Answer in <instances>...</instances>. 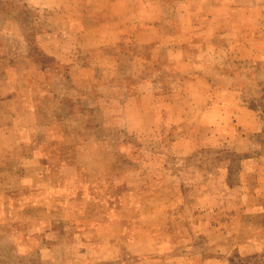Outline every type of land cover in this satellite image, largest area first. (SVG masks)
I'll use <instances>...</instances> for the list:
<instances>
[{"label": "rangeland", "instance_id": "obj_1", "mask_svg": "<svg viewBox=\"0 0 264 264\" xmlns=\"http://www.w3.org/2000/svg\"><path fill=\"white\" fill-rule=\"evenodd\" d=\"M0 264H264V0H0Z\"/></svg>", "mask_w": 264, "mask_h": 264}, {"label": "crops", "instance_id": "obj_2", "mask_svg": "<svg viewBox=\"0 0 264 264\" xmlns=\"http://www.w3.org/2000/svg\"><path fill=\"white\" fill-rule=\"evenodd\" d=\"M257 253H262V252H257Z\"/></svg>", "mask_w": 264, "mask_h": 264}]
</instances>
